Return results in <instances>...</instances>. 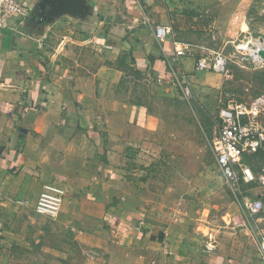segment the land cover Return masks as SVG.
Wrapping results in <instances>:
<instances>
[{
    "label": "crops",
    "instance_id": "crops-1",
    "mask_svg": "<svg viewBox=\"0 0 264 264\" xmlns=\"http://www.w3.org/2000/svg\"><path fill=\"white\" fill-rule=\"evenodd\" d=\"M23 2L28 16L13 17L0 36V101L18 105L0 114V264H263L217 165L225 209L204 213L209 237L190 220L150 209L143 181L125 170L128 147L153 122L148 106L128 96V72L159 85L174 82L176 70L203 72L176 55L171 36L156 38L155 27L169 23L165 4ZM254 173L245 195L263 201L264 229V173ZM52 181L67 190L63 208L54 218L37 215L39 193ZM203 202L220 204L207 195ZM212 236L217 248L209 252Z\"/></svg>",
    "mask_w": 264,
    "mask_h": 264
},
{
    "label": "rangeland",
    "instance_id": "rangeland-1",
    "mask_svg": "<svg viewBox=\"0 0 264 264\" xmlns=\"http://www.w3.org/2000/svg\"><path fill=\"white\" fill-rule=\"evenodd\" d=\"M161 2L173 28L171 38L187 47L181 59L191 58L195 63L221 52L230 57V72L187 73L193 89L189 99L184 97L176 79L170 85H159L146 72H128L126 85L131 94H127L148 106L153 122L146 138L128 147L124 169L143 181V194L149 198L150 209L193 220L187 223H196L199 232L208 231L209 237L214 230L209 219L205 221L204 213L210 218L208 210L215 215L225 209L221 204L224 190L215 169L214 130L230 110V104L249 105L264 95V65L244 58L249 51L238 50L246 37L264 40V0ZM207 18L213 21L209 26L202 25ZM260 121L264 126V113ZM260 153L245 160L255 172L264 173V152ZM206 195L222 208L220 204H205ZM206 244L204 241L205 249Z\"/></svg>",
    "mask_w": 264,
    "mask_h": 264
},
{
    "label": "built area",
    "instance_id": "built-area-1",
    "mask_svg": "<svg viewBox=\"0 0 264 264\" xmlns=\"http://www.w3.org/2000/svg\"><path fill=\"white\" fill-rule=\"evenodd\" d=\"M29 14V8L23 0H0V36L9 27L10 21L17 16L24 19ZM173 34L170 23L157 25L155 35L158 41L164 42ZM248 42L247 44H245ZM174 50L177 56H185L187 47L173 40ZM264 40L246 37L238 46V50L249 51L244 58L250 57L255 64L264 65ZM230 57L221 52H216L212 57H202L196 61V69L199 71L212 70L218 74L227 75ZM178 81L183 95L189 99L193 96V89L187 74L176 70L173 72ZM16 103L0 101V114H10L17 111ZM222 117L221 124L214 130L212 144L216 156V165L219 174L225 183L236 193L239 202L243 205L247 217L248 227L255 234L264 264V229L260 224V213L263 211V201L253 199L245 195L244 185L255 182L258 178L252 167L245 161L258 151L264 152V126L260 121L264 113V95L251 101L249 105L244 103L230 104ZM264 184V176L260 177ZM67 190L57 182L45 183L37 198L34 212L40 216L57 217L61 212ZM217 241L210 237L206 244V250L215 251Z\"/></svg>",
    "mask_w": 264,
    "mask_h": 264
},
{
    "label": "trees",
    "instance_id": "trees-1",
    "mask_svg": "<svg viewBox=\"0 0 264 264\" xmlns=\"http://www.w3.org/2000/svg\"><path fill=\"white\" fill-rule=\"evenodd\" d=\"M212 21H213V18H207L205 19V22L202 23V25L209 26Z\"/></svg>",
    "mask_w": 264,
    "mask_h": 264
},
{
    "label": "water",
    "instance_id": "water-1",
    "mask_svg": "<svg viewBox=\"0 0 264 264\" xmlns=\"http://www.w3.org/2000/svg\"><path fill=\"white\" fill-rule=\"evenodd\" d=\"M262 56H264V51L262 52Z\"/></svg>",
    "mask_w": 264,
    "mask_h": 264
},
{
    "label": "bare ground",
    "instance_id": "bare-ground-1",
    "mask_svg": "<svg viewBox=\"0 0 264 264\" xmlns=\"http://www.w3.org/2000/svg\"><path fill=\"white\" fill-rule=\"evenodd\" d=\"M263 51H264V49H263Z\"/></svg>",
    "mask_w": 264,
    "mask_h": 264
}]
</instances>
